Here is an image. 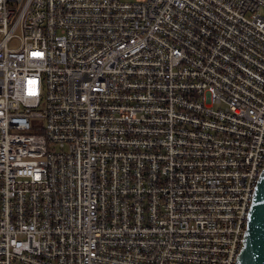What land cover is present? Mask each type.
<instances>
[{
	"label": "built area",
	"instance_id": "obj_1",
	"mask_svg": "<svg viewBox=\"0 0 264 264\" xmlns=\"http://www.w3.org/2000/svg\"><path fill=\"white\" fill-rule=\"evenodd\" d=\"M263 169L264 0H0V264H238Z\"/></svg>",
	"mask_w": 264,
	"mask_h": 264
},
{
	"label": "water",
	"instance_id": "obj_2",
	"mask_svg": "<svg viewBox=\"0 0 264 264\" xmlns=\"http://www.w3.org/2000/svg\"><path fill=\"white\" fill-rule=\"evenodd\" d=\"M238 264H264V169L255 186Z\"/></svg>",
	"mask_w": 264,
	"mask_h": 264
},
{
	"label": "rangeland",
	"instance_id": "obj_3",
	"mask_svg": "<svg viewBox=\"0 0 264 264\" xmlns=\"http://www.w3.org/2000/svg\"><path fill=\"white\" fill-rule=\"evenodd\" d=\"M9 44H14V42L10 41Z\"/></svg>",
	"mask_w": 264,
	"mask_h": 264
}]
</instances>
